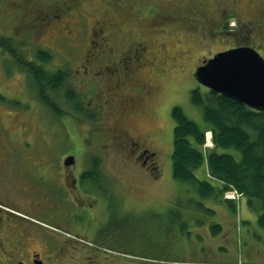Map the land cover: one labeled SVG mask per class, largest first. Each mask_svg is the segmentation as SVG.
Wrapping results in <instances>:
<instances>
[{"label": "flooded vegetation", "instance_id": "af4514ba", "mask_svg": "<svg viewBox=\"0 0 264 264\" xmlns=\"http://www.w3.org/2000/svg\"><path fill=\"white\" fill-rule=\"evenodd\" d=\"M107 1L111 5L115 3ZM193 1L216 5L218 23L226 11L242 19V0ZM255 1L246 0L245 4L257 14ZM84 4L93 7L92 11L99 7L92 0H59L48 5L41 35L50 45L22 47L18 38L0 29V74L6 80L8 65L15 68L14 73L23 75L22 92L27 96L23 101L0 91V104L9 110L0 111V264H102L110 258L106 250L116 244L117 227L114 225L108 231L101 224L104 215L110 219L118 212L115 179L97 153L109 147L108 140L98 145L89 140L95 132L94 126L100 127L105 138H116L119 145L121 140L126 141L128 155L132 157L133 153L135 163L149 173L154 174L158 167L155 154L140 147L136 126L125 121L128 111L144 104L141 102L152 92L144 74L149 76L160 63L155 40L143 30L137 31L143 36L131 39L120 55L127 59L125 65L109 64L112 61L109 58L116 57L118 61L120 57L114 54L111 43L118 26L107 14L94 15V20L88 21L90 13ZM246 39L247 35H235L236 43L215 52L237 46L253 47ZM62 41L68 47L71 43H84L86 49L74 61L64 54L63 63H53L54 47ZM41 52L47 55L46 60L39 58ZM213 55L202 58L195 68ZM106 59L109 65L103 63ZM23 61L35 63L49 75H55L62 81L60 90L47 89L45 97L39 94ZM74 64L76 75L71 71ZM96 67L101 68L103 75H121L118 79L121 81L114 84L118 87L114 94H105L104 84L88 86L86 81V86H82L88 72ZM86 87L90 89L84 92ZM105 95L113 96L110 104L115 116L108 110L110 105L103 99ZM33 109L42 125L39 145L33 142L38 132L30 126ZM78 122L87 125L82 132L83 144L78 136ZM44 215L47 221L42 219Z\"/></svg>", "mask_w": 264, "mask_h": 264}, {"label": "rangeland", "instance_id": "374dc122", "mask_svg": "<svg viewBox=\"0 0 264 264\" xmlns=\"http://www.w3.org/2000/svg\"><path fill=\"white\" fill-rule=\"evenodd\" d=\"M56 1L59 0H0V29L6 35L18 38L22 47L50 45L44 39L45 36L41 35V25H44V11L50 3ZM111 1L115 3L111 5L107 0H92V3L99 4L95 11H92L93 7H89V4L84 5L90 13L88 21L94 20L95 16L107 14L112 17L113 24L118 26L111 40L114 54L120 56L128 48L131 39L141 38L142 33L137 34L139 30L155 40L158 50L159 66L153 68L151 74L148 71V77L144 74L152 92L141 102L144 104L136 107L135 111H128L125 117V121L136 126L139 135L137 140L142 143L140 147L148 148L155 154L154 162L158 167L154 174L149 173L135 163L133 153L132 157L128 155L126 141L121 140L119 145L116 138H105L100 127L98 129L97 125L94 126L95 132L89 137L90 142L95 145L105 142V139L109 142L106 150L97 153L104 160L105 169L115 179L118 210L113 218L106 219L104 215L101 224L102 229L108 231L114 225L117 227L116 244L108 246L106 254L110 258L102 264H264V230L257 225L256 212L246 205L243 198L241 208L233 213L225 203L205 201L207 207L215 209V214L210 217L201 215L195 205H187L189 197L194 196L190 186L173 178L171 154L175 124L171 109L175 105L183 109L187 117L200 127L204 126L201 109L195 107L190 98L192 90L204 88L193 76L194 68L201 59L236 43L235 35L239 34L247 35L246 42L264 58V0L255 1L257 14L251 12V6L247 7L246 0H242V19L240 15L226 11L220 16L221 23L217 21L214 4L201 5L193 0ZM86 28L89 27L86 25ZM84 49V43H71L68 47L62 41L55 45L52 61L63 63L66 60L64 54L74 61ZM121 56L118 61L116 57L109 58L112 60L109 64L114 63L117 67L125 65L127 59ZM106 61L103 62L105 65L108 64ZM71 66L68 69L76 75L74 68L77 65ZM7 69L8 79L5 80L0 74V91L9 98L12 96L13 99L25 101L27 96L22 92L23 75L14 73L16 69L10 64ZM88 74L82 86H86V81L88 86L104 84L105 94H114L118 88L114 84L121 81L118 80L121 75H103L99 67L93 68ZM89 89L86 87L82 90L86 92ZM112 97L105 95L103 99L108 100V110L115 116L110 104ZM3 109L9 111L0 104V111L3 112ZM31 116H34V120L30 126L35 127L34 132H38L31 137L39 145L42 125L34 109ZM86 128V124L78 122L80 141ZM205 141L203 152L213 146L210 131ZM80 143L83 144L82 141ZM218 151L231 152L236 158L239 157V153L233 149L219 148ZM194 173L198 178H205L204 167ZM41 217L47 221L45 215ZM201 219H206L205 225H199ZM212 222L221 226V232H211Z\"/></svg>", "mask_w": 264, "mask_h": 264}, {"label": "trees", "instance_id": "16d2710c", "mask_svg": "<svg viewBox=\"0 0 264 264\" xmlns=\"http://www.w3.org/2000/svg\"><path fill=\"white\" fill-rule=\"evenodd\" d=\"M39 58L46 60L47 55L41 52ZM23 62L31 82L39 88V94L45 97L47 89L51 92L60 90L62 81L55 75H49L35 63ZM190 98L192 104L201 109L203 127L189 119L179 106L171 109L175 123L172 175L176 181L190 186L194 196L189 197L187 205H195L201 215L210 217L215 214V209L207 207L205 201L225 203L233 213L241 208L240 202L244 198L246 205L256 212L257 225L264 230V111L246 107L207 87L203 90L195 88L190 92ZM208 131L213 146L203 152ZM219 148L233 149L239 157L231 152H219ZM200 167H204L205 178H198L194 173ZM231 188L241 194L239 199L225 197L224 193ZM199 222V225H205L206 219ZM210 228L213 234L222 230L216 222H212Z\"/></svg>", "mask_w": 264, "mask_h": 264}, {"label": "water", "instance_id": "95a60500", "mask_svg": "<svg viewBox=\"0 0 264 264\" xmlns=\"http://www.w3.org/2000/svg\"><path fill=\"white\" fill-rule=\"evenodd\" d=\"M199 85L237 103L264 111V58L251 46L215 52L195 68Z\"/></svg>", "mask_w": 264, "mask_h": 264}, {"label": "built area", "instance_id": "2783aa9c", "mask_svg": "<svg viewBox=\"0 0 264 264\" xmlns=\"http://www.w3.org/2000/svg\"><path fill=\"white\" fill-rule=\"evenodd\" d=\"M224 195H225L226 198L231 199V200H233V199H239L241 197V194H239L237 192V190L234 189V188H231V189L227 190L224 193Z\"/></svg>", "mask_w": 264, "mask_h": 264}]
</instances>
